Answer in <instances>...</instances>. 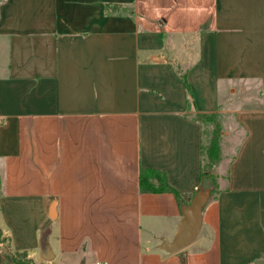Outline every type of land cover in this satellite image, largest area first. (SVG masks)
I'll list each match as a JSON object with an SVG mask.
<instances>
[{
	"label": "crops",
	"instance_id": "0c3cea01",
	"mask_svg": "<svg viewBox=\"0 0 264 264\" xmlns=\"http://www.w3.org/2000/svg\"><path fill=\"white\" fill-rule=\"evenodd\" d=\"M197 112L222 157L242 136L169 253L181 207L139 171L202 189ZM0 231V264H264V0H0Z\"/></svg>",
	"mask_w": 264,
	"mask_h": 264
},
{
	"label": "trees",
	"instance_id": "16d2710c",
	"mask_svg": "<svg viewBox=\"0 0 264 264\" xmlns=\"http://www.w3.org/2000/svg\"><path fill=\"white\" fill-rule=\"evenodd\" d=\"M181 76L185 83V89L187 94L186 96L187 107L190 108L193 101L190 85L186 80L185 74L181 73ZM194 116L201 123V128H202V120L204 119L213 123V134L210 141L206 144L203 143V140L201 141L202 161H201L200 176H199L201 184L205 179H208L205 184L206 187H203L202 185L201 186L202 188L210 189L209 199H212L218 193V189H217L218 181H217V176H215L211 172V170L205 169V164H203L204 151H206L207 153V157L210 160V165L214 164L216 161L219 160V149H220L219 140L221 135V127L216 112H197L194 114ZM139 187L142 192L171 193L177 200L179 207L189 204L192 199L190 196H186L185 194L179 192L169 184V182L167 181L165 171L153 167H144L140 169ZM0 241L1 242L6 241L7 247L10 246V239L3 236L1 234V231H0ZM11 256L14 264H34L32 260L27 257L25 252L11 251Z\"/></svg>",
	"mask_w": 264,
	"mask_h": 264
},
{
	"label": "water",
	"instance_id": "95a60500",
	"mask_svg": "<svg viewBox=\"0 0 264 264\" xmlns=\"http://www.w3.org/2000/svg\"><path fill=\"white\" fill-rule=\"evenodd\" d=\"M210 195V189L202 188L189 204L181 207L182 220L170 242L163 241L161 248L169 253L177 252L191 244L197 237L201 225V212Z\"/></svg>",
	"mask_w": 264,
	"mask_h": 264
},
{
	"label": "rangeland",
	"instance_id": "374dc122",
	"mask_svg": "<svg viewBox=\"0 0 264 264\" xmlns=\"http://www.w3.org/2000/svg\"><path fill=\"white\" fill-rule=\"evenodd\" d=\"M221 123L224 125L226 123L232 122V119L228 115H223L220 118ZM232 125V124H231ZM221 127V126H220ZM229 133L231 134V140H226L225 149H223L225 152V155L221 156V149H219V160L216 161L214 164L210 165V160L207 157L206 151H204V161L203 164H205V169L211 170V172L217 176V172H220L221 174H224L226 164L228 163L229 159L232 157L233 149L235 144L237 143L238 139L242 136V131L239 126L232 125L229 129ZM202 132H203V143L206 144L210 141L212 134H213V123L207 120H202ZM208 179H205L202 182V186L206 187L205 184ZM209 189V188H208Z\"/></svg>",
	"mask_w": 264,
	"mask_h": 264
},
{
	"label": "built area",
	"instance_id": "2783aa9c",
	"mask_svg": "<svg viewBox=\"0 0 264 264\" xmlns=\"http://www.w3.org/2000/svg\"><path fill=\"white\" fill-rule=\"evenodd\" d=\"M96 264H107L106 261L97 262Z\"/></svg>",
	"mask_w": 264,
	"mask_h": 264
}]
</instances>
